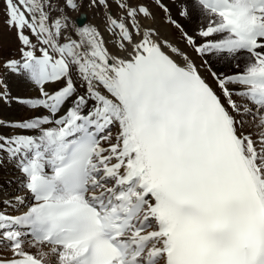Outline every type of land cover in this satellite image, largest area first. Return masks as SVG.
<instances>
[{
  "label": "snow or ice",
  "instance_id": "6c2138e0",
  "mask_svg": "<svg viewBox=\"0 0 264 264\" xmlns=\"http://www.w3.org/2000/svg\"><path fill=\"white\" fill-rule=\"evenodd\" d=\"M81 8L101 23L77 24ZM0 15L19 43L3 67L38 92L0 78V101L33 113L0 121L28 130L0 134L22 193L0 199V264H264V0H0Z\"/></svg>",
  "mask_w": 264,
  "mask_h": 264
},
{
  "label": "bare ground",
  "instance_id": "6f19581e",
  "mask_svg": "<svg viewBox=\"0 0 264 264\" xmlns=\"http://www.w3.org/2000/svg\"><path fill=\"white\" fill-rule=\"evenodd\" d=\"M81 9L85 10V12L88 15V19L86 23H91V24L101 23V18L99 16L94 15L92 10H89L87 8H81ZM112 11L113 13L116 12L115 4H113L112 6ZM154 11L156 13V23L154 26L158 28L161 36L169 40L172 44L184 48L185 45L180 38V33L175 28L163 22L162 19L163 13L161 11H159L158 9H154ZM76 13L77 12L70 13L73 20H74L73 15ZM173 15H175L174 6H173ZM185 24H186V29L191 34L197 26V21L193 19L190 23L185 22ZM186 50L189 51V53L194 56L195 62L199 65L201 63L200 58L196 57L195 54L191 53L190 49H186ZM212 70H219L225 73L234 71L233 68L218 63L214 64ZM201 72L211 82V76L208 75V71L202 68ZM5 82L8 85V90L11 97H35L38 95V92L33 88L32 85L28 84L21 77H18L14 74L11 73L7 74V79ZM32 114H33L32 111L27 109L25 106L17 103L15 100H13L11 103H4L0 101V121H5V122L19 121L31 116ZM16 131L27 132L28 130H16V129L4 127L0 129V134H5V135L14 134ZM5 163H7V159H5L2 164H0V195L3 196L7 194L10 196H14L17 195L14 194L16 189L18 187L21 188V185L19 183V179L21 177L19 175L17 176L18 173L15 174L16 171L14 165L10 166ZM9 181H11V183H9ZM23 210L25 209H21V211Z\"/></svg>",
  "mask_w": 264,
  "mask_h": 264
},
{
  "label": "rangeland",
  "instance_id": "374dc122",
  "mask_svg": "<svg viewBox=\"0 0 264 264\" xmlns=\"http://www.w3.org/2000/svg\"><path fill=\"white\" fill-rule=\"evenodd\" d=\"M80 11H85L83 9H80ZM78 13V12H77ZM18 48H19V43L17 41L16 35H15V30H9L6 25L4 24V17L3 15H0V78H3L5 81L7 79V74H9V72L7 71V69H5L3 67V63L9 59V58H18L19 57V52H18ZM113 131L115 132V129H113ZM10 166H13L12 163H9L7 161V163ZM15 171L17 174V176H20V173L16 170ZM14 194H22L20 192V187H18L15 191ZM12 196L10 195H0V199H8L11 198Z\"/></svg>",
  "mask_w": 264,
  "mask_h": 264
},
{
  "label": "water",
  "instance_id": "95a60500",
  "mask_svg": "<svg viewBox=\"0 0 264 264\" xmlns=\"http://www.w3.org/2000/svg\"><path fill=\"white\" fill-rule=\"evenodd\" d=\"M74 20L77 24L86 23L88 19V15L85 11H79L78 13L74 14Z\"/></svg>",
  "mask_w": 264,
  "mask_h": 264
}]
</instances>
